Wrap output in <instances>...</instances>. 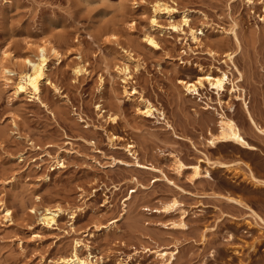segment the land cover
I'll use <instances>...</instances> for the list:
<instances>
[{"label": "rangeland", "instance_id": "1", "mask_svg": "<svg viewBox=\"0 0 264 264\" xmlns=\"http://www.w3.org/2000/svg\"><path fill=\"white\" fill-rule=\"evenodd\" d=\"M156 1L0 0V264H58L76 248L94 264H162L161 249L178 251L171 264H264V0H162L205 29L189 66L169 16L158 17L164 30L152 26ZM44 42L62 56L50 83L40 99L16 96L4 52L19 71ZM127 52L140 64L128 91L164 116H145L126 93ZM195 64L227 72L226 91L188 95L178 80H196ZM222 114L255 148L211 143ZM46 207L63 209L58 225L41 221Z\"/></svg>", "mask_w": 264, "mask_h": 264}, {"label": "bare ground", "instance_id": "2", "mask_svg": "<svg viewBox=\"0 0 264 264\" xmlns=\"http://www.w3.org/2000/svg\"><path fill=\"white\" fill-rule=\"evenodd\" d=\"M252 3L251 0H249ZM154 16L152 19V26L154 28H159L164 30L163 25H161L158 21V17H162L163 15H168L170 18L169 29L175 33H179L186 37V41L183 44L182 50L180 52L179 61L182 65L189 66L194 65L193 62L187 60L186 56H188V49H191V44H195L197 48H203L204 42L201 36L205 34V29H195L190 19L191 12L188 10L180 11L177 7L170 5L162 0H157L153 5ZM180 13L182 18L180 20L174 19V15ZM147 41L154 47L158 48L160 46L158 40L153 35L146 36ZM128 53V52H127ZM210 56L215 58L216 55L214 52H209ZM60 59L61 53L59 52L56 46H52L51 44H47L46 42L40 44L38 46L37 54L35 58L27 57L24 61V65L26 67L24 69H20L19 71L12 68V65L15 63L12 62V59L15 57L12 56L9 52H4L3 55V65H2V74L6 81V84L12 83L14 87V94L16 96L21 94H26L31 96L32 98L40 99L42 94V84L44 82L50 83V77L48 74V69L50 66L51 58ZM227 57L231 60L233 59L232 54H228ZM136 58L131 53H128L126 56V61L123 62L121 66L118 67L119 74L123 79V83L126 87V93L133 99H140L139 111L148 117H157V115H165L160 112L159 108L153 104L150 100L146 99L142 96L141 92L138 91L136 87H131V90L128 91V85L135 79V73L139 71L140 64L136 62ZM135 63V64H134ZM16 64V63H15ZM197 68L200 70V75L196 78V80L191 81L188 79H179L178 83L182 86L184 91L188 95L200 96L201 88L209 85L212 89H214L219 95L224 93L227 89V85L231 82V77L227 72H223L221 70H206L200 64H195ZM86 71V67L82 64H77L75 67V73L77 76L83 74ZM234 83V82H233ZM237 86L235 83L232 86L233 92L237 90ZM99 109L103 112L102 106H98ZM111 120L116 123V117L111 116ZM225 142H236L246 148H255L252 146L243 136L241 128L231 117H228L225 114L221 115L220 122V130L219 135L214 137L211 140L213 145L218 143ZM129 150L133 151L136 148L134 143L129 144ZM133 154H136L137 151H133ZM175 163L180 172L185 169L193 170V180L201 177V167L199 165H187L181 159L176 158ZM140 166L145 167V165L140 164ZM59 169L65 168L66 165L61 161H58ZM154 167H152L153 169ZM178 204L177 201L168 204L165 206V210L175 207ZM6 213V218L10 219L12 216V211L9 208H4ZM64 213L63 209L60 207L49 208L46 207L41 213V221L49 226L53 227L54 225H58L59 217ZM81 242H77V247ZM178 251H168V250H156L154 254L156 258L162 261V264H171L176 259ZM58 264H94L93 262L87 261L80 257L77 248L69 257L61 258ZM120 264H123L122 262Z\"/></svg>", "mask_w": 264, "mask_h": 264}]
</instances>
